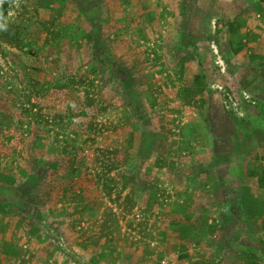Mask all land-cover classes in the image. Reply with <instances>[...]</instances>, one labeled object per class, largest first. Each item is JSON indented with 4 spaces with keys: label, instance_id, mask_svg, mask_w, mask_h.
Returning a JSON list of instances; mask_svg holds the SVG:
<instances>
[{
    "label": "rangeland",
    "instance_id": "1",
    "mask_svg": "<svg viewBox=\"0 0 264 264\" xmlns=\"http://www.w3.org/2000/svg\"><path fill=\"white\" fill-rule=\"evenodd\" d=\"M0 14V264H264V0Z\"/></svg>",
    "mask_w": 264,
    "mask_h": 264
},
{
    "label": "trees",
    "instance_id": "2",
    "mask_svg": "<svg viewBox=\"0 0 264 264\" xmlns=\"http://www.w3.org/2000/svg\"><path fill=\"white\" fill-rule=\"evenodd\" d=\"M4 14H0V19L3 18ZM95 61H96V65L94 67L99 66L100 65V60L98 59V57L95 58ZM125 152H126V149H123L122 153L125 154ZM65 159L67 160V162L72 164L73 170L76 172L78 170L77 169V164H78L77 159H78V157L75 155V156L66 157ZM37 164H39V166H41V167H43L45 165L46 168H48V167L53 168L52 162L48 163L47 161H44L43 158L39 159ZM56 165H57V163H56ZM263 261H264V257H263Z\"/></svg>",
    "mask_w": 264,
    "mask_h": 264
}]
</instances>
